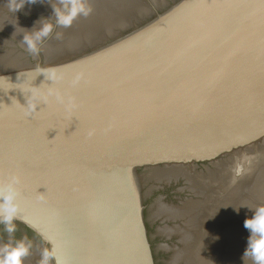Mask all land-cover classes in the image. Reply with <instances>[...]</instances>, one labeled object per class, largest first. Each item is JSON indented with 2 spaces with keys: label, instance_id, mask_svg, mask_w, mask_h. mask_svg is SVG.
<instances>
[{
  "label": "clouds",
  "instance_id": "obj_1",
  "mask_svg": "<svg viewBox=\"0 0 264 264\" xmlns=\"http://www.w3.org/2000/svg\"><path fill=\"white\" fill-rule=\"evenodd\" d=\"M6 3L9 11L16 13L24 8L25 4H42L45 3V0H6ZM54 3L56 6L54 7L52 4L51 6L55 23L52 22V19L41 18L32 30L25 29L22 33L21 42L26 46L28 53L33 56L39 55L41 44L53 33L55 27H70L77 17H87L92 12L89 0H54ZM57 37L59 38V34ZM49 78H57L55 69L50 70ZM31 107L33 109L37 107L35 99ZM250 164L251 161L247 158L237 162L234 167V178L249 171L250 167L246 168V165L250 166ZM18 183L19 177L15 175L10 176L6 182L0 180V224L5 226L4 231L9 235L16 231L14 221L19 208L17 203ZM249 210L253 214L243 223L249 235L242 259L244 261L250 259L252 264H264V206H259L255 210L249 208ZM236 211L238 212L239 208H236ZM31 248L32 242L25 239L0 245V264H24V259L29 255ZM53 262L54 264H63L57 258L54 246L44 247L41 251L39 264H53Z\"/></svg>",
  "mask_w": 264,
  "mask_h": 264
},
{
  "label": "water",
  "instance_id": "obj_2",
  "mask_svg": "<svg viewBox=\"0 0 264 264\" xmlns=\"http://www.w3.org/2000/svg\"><path fill=\"white\" fill-rule=\"evenodd\" d=\"M6 0H0V7L6 5Z\"/></svg>",
  "mask_w": 264,
  "mask_h": 264
}]
</instances>
